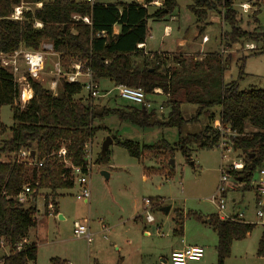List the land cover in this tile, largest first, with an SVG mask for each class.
I'll list each match as a JSON object with an SVG mask.
<instances>
[{
	"label": "trees",
	"instance_id": "16d2710c",
	"mask_svg": "<svg viewBox=\"0 0 264 264\" xmlns=\"http://www.w3.org/2000/svg\"><path fill=\"white\" fill-rule=\"evenodd\" d=\"M25 1H41L42 5L24 12L21 20H12L8 17L13 5L20 0H0V53H12L20 45L36 50L43 41H48L64 72H68L74 62L81 61L88 65L97 83L107 80L114 87H140L147 96L159 89V94L166 96L167 114L163 116L154 109L133 104L96 105L94 99L78 97L83 91L82 85L68 82L65 76L58 78L55 91L29 78L33 94L21 107L17 103L18 85L0 65V107L8 105L13 120L8 138L0 143V154L7 156L6 160L0 159V247H8L1 264H35L37 246L29 242L27 236L29 230L36 227L38 218L37 209L28 198H34L40 190H48L43 193V206L46 212L51 201V214L55 215L57 204L49 197H56L60 189L73 187L72 167L84 169L85 144L92 143L96 132L105 127L104 121L111 117L142 130L175 129L177 139L172 144L165 139L146 144L110 135L112 142L124 148L129 156L157 159L159 163L171 160L175 151H180L190 161L192 150L216 147L217 127L228 126L235 133L229 136L230 145L237 151L243 166L240 170H227V176L230 175L242 190L250 189L254 172L264 166V89H241L238 79L225 83L226 64L217 51H209L199 59H186L181 55L145 54L143 47H138L147 37V20L171 16L177 7L176 0H117L105 4L90 0ZM234 1L190 0L188 10L199 23L206 20L210 12L221 15L223 22L230 26L226 39L232 43H254L256 49L251 50V54L264 53V29H239ZM156 2L158 6L149 12L148 7ZM74 14L89 17L90 23L73 19ZM35 20L42 23L41 28L33 26ZM115 25L117 33L113 32ZM201 33L202 29L199 36ZM169 58L173 65L167 64ZM184 103L196 106L194 115L185 116L181 108ZM215 106L220 108L217 125L207 122L196 130L187 131V126L196 123L201 115L212 121L210 108ZM25 148L33 151L31 164L16 159L19 150ZM61 148L65 149L64 156H58ZM109 156L108 148L105 154L99 152L94 162L108 163ZM37 162L41 166H37ZM24 186H28L31 193L26 203H20L16 197ZM149 200L153 204L152 199ZM189 216L202 221V216L196 212L186 213L185 217ZM205 219L217 236L216 264H225L233 241L245 238L254 228V224L237 219L221 220L217 214ZM183 220L184 216L180 215L173 233L182 234ZM257 254L264 256V225ZM49 264L68 263L52 257Z\"/></svg>",
	"mask_w": 264,
	"mask_h": 264
},
{
	"label": "rangeland",
	"instance_id": "374dc122",
	"mask_svg": "<svg viewBox=\"0 0 264 264\" xmlns=\"http://www.w3.org/2000/svg\"><path fill=\"white\" fill-rule=\"evenodd\" d=\"M90 1L105 4L117 0ZM176 1L177 7L171 16L163 19H148L147 48L157 50L159 47H165L175 50L182 46V43L189 45L194 43L195 48H177L168 54L169 57L174 54L186 59L190 57L199 59L209 51H217L226 64L223 77L225 83L238 79L241 89H264V53L251 54V50L256 49L254 43L246 41L232 43L226 39L225 34L230 32V26L223 22L221 15L210 12L207 19L199 23L188 10L190 0ZM241 3L249 5L246 12L241 10ZM233 7L237 13L236 25L239 29L245 31H252L255 27L264 29V0H235ZM152 9L153 7H150L149 11ZM166 25L170 27L169 36H164ZM200 29L202 33L199 36ZM203 36L208 38L205 43L202 42ZM55 61V56L47 55L39 80L43 86L48 87L49 81L53 78L51 72ZM167 64L173 65V61L169 58ZM98 84L100 90L109 94L95 98L96 105L126 106L131 103L118 98L117 90L111 82L100 80ZM85 93L82 91L78 97L84 99ZM148 98L156 101V104H162L163 101V112L157 114L163 116L167 114L166 102H164L166 96L157 94V96L149 95ZM181 108L185 116L190 117L194 115L196 106L184 103ZM219 109L218 106L210 108L214 117L212 121L201 115L196 123L187 126V131L196 130L207 122L217 125ZM12 124L10 107L1 106L0 126L4 125V127H0V143L8 138V128ZM103 125L105 127L96 132L90 143L93 163L88 179L87 201L81 196L77 181L73 182L71 188L58 190L56 197H49V200L53 199L57 202L58 213L55 215L47 214L49 210L46 209L45 212L43 206V193L48 190H40L37 196L28 198V202L34 204L37 209V226L31 228L29 232L30 239L37 243L36 264H49V259L52 257L64 259L68 264H92L94 258L98 257L97 251H101L99 255L101 260L107 259L105 251L115 253V259L125 256V264H140V261L136 263L135 260L136 254L133 248L136 247H141L145 252L141 257V264H170V251L174 247L181 246V240L188 244L195 241L204 249L200 260H189L187 264H216L214 247L217 244V236L204 221L208 215L218 213L216 205L211 202V197L217 194L221 169H226L231 161L238 160L237 151L222 157L217 147L196 149L192 150L190 161L186 160L180 151H175L171 160H161L159 163L157 159L133 158L124 148L112 143L109 146V162L97 164L94 161L100 152L101 144L110 135L146 144L159 139H165L172 144L177 139L175 129L156 127L142 130L115 117L108 118ZM6 157L4 153L0 154V159L6 160ZM102 172H106L108 177ZM257 180L258 173L255 171L250 189L244 191L228 175L230 189L224 196L223 211L226 214L242 213L243 220L254 224V228L247 237L233 241L231 253L225 264H264V256L257 254L264 224V220L256 216L257 210L264 213V196L260 197L259 204L255 200L254 182L256 183ZM144 199L153 201L148 212L153 218L152 222L145 220ZM234 199L238 202L235 206H233ZM164 207H168L167 212L163 210ZM188 212L200 214L202 221L192 216L186 218ZM58 214L63 218H59ZM139 215L141 219L138 218ZM180 215L184 216L182 237L173 233ZM83 219L88 220L89 230L93 233L91 242H87L83 237L77 238L72 233L73 222ZM103 224L108 229L109 226L115 228L111 233L109 230L104 232ZM98 229L101 231L95 233L94 230ZM144 229L149 231L148 235H144ZM114 230L120 231V237L114 239L117 235L113 234ZM113 242L116 243L114 247ZM7 253L8 247L1 246L0 264L1 258Z\"/></svg>",
	"mask_w": 264,
	"mask_h": 264
},
{
	"label": "built area",
	"instance_id": "2783aa9c",
	"mask_svg": "<svg viewBox=\"0 0 264 264\" xmlns=\"http://www.w3.org/2000/svg\"><path fill=\"white\" fill-rule=\"evenodd\" d=\"M157 3V2H156ZM42 5L41 1L37 2H28L25 0H20L19 3L13 5L12 12L9 15V19L12 20H21L23 18L24 12L31 11L33 8H40ZM240 8L243 12H246L249 8L247 3H241ZM73 19H82L86 24L90 23L89 17H79L78 15H72ZM33 26L36 28H41L42 23L35 20ZM208 40L207 36L202 37V42L205 43ZM143 44H139L138 47H142ZM51 54L57 57V54L52 50V44L48 41H43L40 44V47L36 50L26 48L20 45L12 53H0V65L7 70L13 77L14 81L18 85V98L17 103L24 107L27 102L31 99L33 91L29 83V78L32 80L39 81L41 79L42 70L45 67V61L47 55ZM51 74L53 78L49 81L48 87L52 91H55L57 86V80L60 76H65L68 82L79 83L85 91V99H95L98 97L106 96L108 92H101L99 84L93 79L92 72L86 63L81 61H76L71 66L68 72H64L58 59L53 64V69ZM117 90L118 98L131 102L137 107H144L148 110H155L157 113L163 112V105L156 104L153 100L149 99L148 96L144 93L140 87H130L126 85H117L115 86ZM161 93L159 89H155L153 95ZM219 131V141L217 143V148L220 150L222 157L229 154L233 151L230 145L229 136H235V133L230 130L228 126L217 127ZM33 151L29 149H20L16 154V159L18 162L23 161L28 164L34 162L31 158ZM65 149L61 148L58 151V156H64ZM84 169L82 167H72V176L73 182L77 181V184L80 189L81 196L87 201L89 198V175L91 165L93 163L92 151L90 143L85 144L84 150ZM37 166H41L40 162L36 163ZM243 166L241 159L237 161H231L226 169H221L219 177V185L216 189L217 194L211 197V202L214 203L218 210V217L221 220H233L237 219L240 221L243 220L242 213L239 214H226L224 213V196L225 193L230 189V184L228 182L227 170H240ZM258 180L254 182V189L256 191V196H264V166L258 168ZM31 193L28 186H24L21 193L16 197L17 201L20 203H25L27 200V195ZM259 199L256 201L257 204L260 203ZM145 203V220L147 222H152L153 218L148 213L150 212V200L144 199ZM47 209L49 214L53 210L52 202L49 201L47 204ZM256 216L259 219L264 220V213L260 210L256 211ZM72 233L77 238H85L87 242H91L93 239V234L88 228V220L83 219L82 221H74L72 226ZM204 249L201 246H185L182 249L174 250L170 253L169 261L170 264H187L189 260H200L203 257Z\"/></svg>",
	"mask_w": 264,
	"mask_h": 264
},
{
	"label": "crops",
	"instance_id": "0c3cea01",
	"mask_svg": "<svg viewBox=\"0 0 264 264\" xmlns=\"http://www.w3.org/2000/svg\"><path fill=\"white\" fill-rule=\"evenodd\" d=\"M129 1V0H128ZM135 1H138V2H141V0H135ZM93 2V1H92ZM156 5V6H155ZM154 6L153 5H151V6H149L148 7V10H149V8L150 7H153V9H152V11L154 10V8L155 7H157L158 6V3H156ZM149 12H151V11H149ZM212 21V20H211ZM147 28L149 29V27H148V20H147ZM113 32L114 33H117L118 32V27L115 25V26H113ZM169 34H170V27L169 26H165L164 27V36H169ZM207 42V41H206ZM165 46V45H164ZM193 46H196V45H194V43L192 44V45H189V43H182V46H179V47H177L178 49H182V48H184V49H187L188 47H193ZM143 48V52L146 54H150V53H158L159 55H163V56H165V55H168L169 54V52H172V51H175V50H170V49H167V48H165V47H159L157 50H150V49H148L147 48V42H146V39H145V42H144V44H143V46H142ZM193 48H195V47H193ZM197 49V48H196ZM172 55H174V54H172ZM169 56V55H168ZM56 57V56H55ZM56 59H57V57H56ZM109 82V81H108ZM157 96V95H156ZM155 103H157L156 101H154ZM113 143V142H112ZM146 178V177H145ZM259 198L256 196V201L258 200ZM85 200V199H84ZM56 202V201H55ZM56 204H57V202H56ZM238 204V202H236V200L234 199L233 200V206H235V205H237ZM57 207H58V205L56 206V210H57ZM218 211V210H217ZM57 213H58V210H57ZM56 213V214H57ZM58 216H59V218H63V216L61 215V214H58ZM137 218V217H136ZM138 218H140L141 219V216L139 215L138 216ZM147 222V221H146ZM204 222H206L207 224H208V222H207V219H205V221ZM38 223V222H37ZM264 225V224H263ZM263 225H262V229H263ZM37 226V225H36ZM103 226H105L104 224H103ZM208 226H209V224H208ZM210 227V226H209ZM88 228H89V226H88ZM115 228V227H114ZM112 226H109V229L105 226V231L104 232H107L108 230H109V232L111 233L112 231H113V229H114ZM183 228H184V221H183ZM211 228V227H210ZM213 230V229H212ZM101 231V230H100ZM99 231V229L98 230H94V232L95 233H99L100 232ZM214 231V230H213ZM29 232H30V230H29ZM261 232H262V230H261ZM30 233H28V236H27V238H28V241L29 242H34L35 244H36V246H37V243H36V241H32L31 239H30V235H29ZM93 234V233H92ZM113 234H117L115 237H114V239H116L117 237H120V231H116V230H114V233ZM149 234V231L147 230V229H144V235H148ZM183 234H184V229L182 230V234L180 235L181 237L183 236ZM249 235V234H248ZM247 235V236H248ZM246 236V237H247ZM105 237V236H104ZM106 238V237H105ZM181 246H179V247H174V248H172V250L170 251V253L172 252V251H174V250H177V249H182L183 247H185V246H194V245H196V246H199L198 244H196L197 242H190L189 244L188 243H184L183 242V240H181ZM113 247L116 245V243L115 242H113ZM215 248V247H214ZM134 250H135V254H136V263L137 262H139L140 264L142 263V259H141V257H143V255L145 254V252H144V250L141 248V247H136V248H133ZM114 252H116V251H114ZM97 254V258H94V260H93V263L92 264H117V261L118 260H120V263L119 264H125V262H126V259H125V256H119V258L118 259H115L114 258V254L115 253H109V252H105L104 251V253L107 255V259L105 260V258H103V260H101L100 259V254H101V251H97L96 252ZM4 255H6V254H4ZM3 255V256H4ZM112 256V257H111ZM128 257H129V254H128ZM37 259V258H36ZM135 262V261H134ZM216 263V262H215ZM35 264H36V261H35Z\"/></svg>",
	"mask_w": 264,
	"mask_h": 264
},
{
	"label": "water",
	"instance_id": "95a60500",
	"mask_svg": "<svg viewBox=\"0 0 264 264\" xmlns=\"http://www.w3.org/2000/svg\"><path fill=\"white\" fill-rule=\"evenodd\" d=\"M112 144V138L110 136H107L102 144H101V148H100V153L101 154H105L106 150L109 148V146ZM102 174L105 176V177H108V174L106 172H102ZM163 210L165 212H167L168 210V207H164ZM207 222H209V220L207 219Z\"/></svg>",
	"mask_w": 264,
	"mask_h": 264
}]
</instances>
